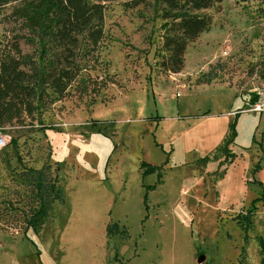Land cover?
I'll list each match as a JSON object with an SVG mask.
<instances>
[{
    "label": "rangeland",
    "instance_id": "374dc122",
    "mask_svg": "<svg viewBox=\"0 0 264 264\" xmlns=\"http://www.w3.org/2000/svg\"><path fill=\"white\" fill-rule=\"evenodd\" d=\"M91 1L107 6L98 73L111 82L56 102L35 132L0 131V203L25 192L18 173L43 165L62 199L38 233L0 230V264H264V113L247 111L264 86L261 0L208 10L212 27L177 75L159 67L154 0L132 10ZM229 112L226 145L207 151L217 124L187 134L194 116ZM161 146L174 156L146 173V159L168 158Z\"/></svg>",
    "mask_w": 264,
    "mask_h": 264
},
{
    "label": "trees",
    "instance_id": "16d2710c",
    "mask_svg": "<svg viewBox=\"0 0 264 264\" xmlns=\"http://www.w3.org/2000/svg\"><path fill=\"white\" fill-rule=\"evenodd\" d=\"M122 1L124 8L148 6L151 0ZM225 0H154L163 25V55L159 67L165 74H180L186 53L209 31L213 18L206 13ZM245 2L247 0H239ZM11 7L4 21L10 34L0 45V131L22 127L35 132L42 116L73 91L93 95L111 78L98 72L105 65L102 47L106 39L107 6L91 0H0V11ZM259 12L264 17V0ZM22 43L31 47L25 53ZM157 167L148 165L146 173ZM25 192L0 203V230L38 233L62 201L57 178L49 165L18 173Z\"/></svg>",
    "mask_w": 264,
    "mask_h": 264
},
{
    "label": "crops",
    "instance_id": "0c3cea01",
    "mask_svg": "<svg viewBox=\"0 0 264 264\" xmlns=\"http://www.w3.org/2000/svg\"><path fill=\"white\" fill-rule=\"evenodd\" d=\"M250 101H251V103L256 101L255 94L253 95V97ZM251 103H248V104H251ZM241 110H238L237 114L241 113L242 112ZM233 113H234V111H233ZM233 113L229 112V113H227V116H225L224 118H221V119H220V117H212L210 115L209 116H207V115L201 116V118L199 116H194V118H197L198 121L196 124L191 125L187 134L190 136L192 134H195V132H197L201 128H208L210 125H213V124H217L218 126H221V127L223 126L221 128V132L214 134V136H216V137L212 138V140L207 139V137H206V143L207 142L209 143V145L207 146L208 147L207 151H213V150L217 149L218 147H222V146L226 145L227 139H228L230 133H232V130H231L232 126H231L230 118H231V115L233 116ZM161 147H162L163 151L166 150L165 146H161ZM166 147L168 149V144L166 145ZM168 151L166 152V154L168 155V158L166 160L164 159V156H163V158H160V156H158V158L153 157L151 159H146L147 164L151 167H157L158 170L156 172H159L165 161H171V157H172V155L174 156V153H175V147H174V150H172V151L168 150Z\"/></svg>",
    "mask_w": 264,
    "mask_h": 264
},
{
    "label": "built area",
    "instance_id": "2783aa9c",
    "mask_svg": "<svg viewBox=\"0 0 264 264\" xmlns=\"http://www.w3.org/2000/svg\"><path fill=\"white\" fill-rule=\"evenodd\" d=\"M256 101L248 104V110L254 113H264V86L257 88L255 91Z\"/></svg>",
    "mask_w": 264,
    "mask_h": 264
}]
</instances>
